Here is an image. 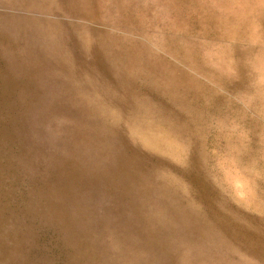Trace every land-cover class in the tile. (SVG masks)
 I'll use <instances>...</instances> for the list:
<instances>
[{"label":"rangeland","instance_id":"obj_1","mask_svg":"<svg viewBox=\"0 0 264 264\" xmlns=\"http://www.w3.org/2000/svg\"><path fill=\"white\" fill-rule=\"evenodd\" d=\"M0 264H264V0H0Z\"/></svg>","mask_w":264,"mask_h":264}]
</instances>
